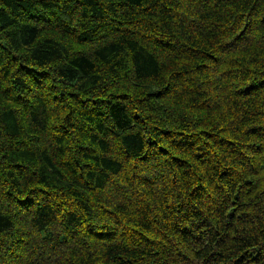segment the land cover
I'll use <instances>...</instances> for the list:
<instances>
[{
    "label": "trees",
    "instance_id": "obj_1",
    "mask_svg": "<svg viewBox=\"0 0 264 264\" xmlns=\"http://www.w3.org/2000/svg\"><path fill=\"white\" fill-rule=\"evenodd\" d=\"M0 264H264V0H0Z\"/></svg>",
    "mask_w": 264,
    "mask_h": 264
}]
</instances>
